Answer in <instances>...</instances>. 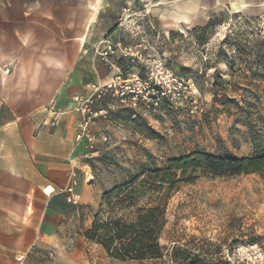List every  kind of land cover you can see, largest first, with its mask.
<instances>
[{
    "label": "rangeland",
    "instance_id": "obj_1",
    "mask_svg": "<svg viewBox=\"0 0 264 264\" xmlns=\"http://www.w3.org/2000/svg\"><path fill=\"white\" fill-rule=\"evenodd\" d=\"M121 16L116 37L102 45L115 52L110 64L99 57L108 78L81 95L98 115L89 128L91 140L80 143L77 189L85 183L89 198L100 199L94 207L70 203L76 231L63 234L57 264H176L175 248L207 261L231 257L245 264L238 248L264 249L260 175L202 177L179 185L168 202L161 261L114 262L101 247L81 239L103 195L143 171L195 152L247 157L264 149V139L257 148L251 135L264 137V16L224 13L206 30H166L151 16L153 29L136 21L120 27ZM117 77L118 91L106 89Z\"/></svg>",
    "mask_w": 264,
    "mask_h": 264
},
{
    "label": "crops",
    "instance_id": "obj_2",
    "mask_svg": "<svg viewBox=\"0 0 264 264\" xmlns=\"http://www.w3.org/2000/svg\"><path fill=\"white\" fill-rule=\"evenodd\" d=\"M129 1L0 0V264H57L63 234L76 231L65 194L84 151L74 98L108 78L94 48L116 37ZM137 2L166 30L204 28L224 13L264 16V0ZM78 189L81 205L98 204L85 183Z\"/></svg>",
    "mask_w": 264,
    "mask_h": 264
},
{
    "label": "trees",
    "instance_id": "obj_3",
    "mask_svg": "<svg viewBox=\"0 0 264 264\" xmlns=\"http://www.w3.org/2000/svg\"><path fill=\"white\" fill-rule=\"evenodd\" d=\"M211 23L212 20L205 30ZM251 135L258 148L264 137L256 138L254 132ZM246 175L264 176V149L247 157L231 154L217 157L195 152L170 159L162 169L143 171L105 193L83 238L101 247L114 262L161 261L164 252L160 239L167 225L168 202L179 185L202 177ZM171 258L176 264H229L222 260L207 261L202 255L183 248H175Z\"/></svg>",
    "mask_w": 264,
    "mask_h": 264
},
{
    "label": "built area",
    "instance_id": "obj_4",
    "mask_svg": "<svg viewBox=\"0 0 264 264\" xmlns=\"http://www.w3.org/2000/svg\"><path fill=\"white\" fill-rule=\"evenodd\" d=\"M140 22L141 24L146 25L148 28L153 29L154 25L151 22V17L149 14V9L141 6L137 0H130L128 4L122 11V16L120 19V27L125 26L128 22ZM104 42H101L98 46L95 47V55L100 57L107 64L109 63L110 55H113L115 52L112 49L102 48ZM120 83V77H117L116 80L108 84L106 89L111 91H118L117 85ZM95 92H99L100 89L94 88ZM102 93V92H101ZM75 101V111L80 116V126L79 131L76 136L79 143H83L87 140H91L89 134V128L92 123V120L97 117L98 113H94L89 105L91 101L89 99H84L83 96L78 95L74 98ZM61 116L60 113L56 114L55 120L59 119ZM67 200L72 204H78L81 200L80 194L77 192V180H76V171L73 169L70 172L69 184L65 190ZM238 258L242 263L245 264H263L264 263V249L259 245H249L241 246L237 250ZM229 264H235L231 257H228L226 260Z\"/></svg>",
    "mask_w": 264,
    "mask_h": 264
}]
</instances>
